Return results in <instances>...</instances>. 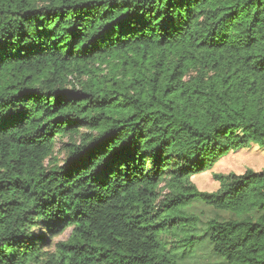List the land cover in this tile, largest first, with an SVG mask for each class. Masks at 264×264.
<instances>
[{"label": "trees", "instance_id": "1", "mask_svg": "<svg viewBox=\"0 0 264 264\" xmlns=\"http://www.w3.org/2000/svg\"><path fill=\"white\" fill-rule=\"evenodd\" d=\"M252 144L264 0H0V264H179L196 200L231 214L215 254L264 264V169L190 179Z\"/></svg>", "mask_w": 264, "mask_h": 264}, {"label": "rangeland", "instance_id": "2", "mask_svg": "<svg viewBox=\"0 0 264 264\" xmlns=\"http://www.w3.org/2000/svg\"><path fill=\"white\" fill-rule=\"evenodd\" d=\"M69 88H71L69 86ZM85 130V129H83ZM63 142H67V138L59 139L57 141V149L55 155L60 156L62 160L64 154L59 151ZM214 167V168H213ZM216 172H229L234 171L236 173H242L247 168H253L256 170L264 169V148L260 147L258 144H252L249 147H242L238 149H233L227 152L221 159L208 170L202 173L194 174L190 177L193 182H197L201 188L212 191L216 190L219 185L217 181L213 179V170ZM160 188L163 193L169 192L170 185L167 180L160 183ZM183 211L197 216L199 221L195 224L189 225L183 229H173L164 235V239L168 242L171 247L175 244H180L179 242L183 238H188L191 236H197L198 241L190 247H180L172 251V255L178 261L179 264H226V261L214 253L213 245L209 241V233L207 231L206 223L213 218L220 220L230 218L231 214L227 211L217 210L201 200H196L189 206L183 208ZM71 234V227L66 228V230L52 239V244L67 240ZM54 249L53 246H51Z\"/></svg>", "mask_w": 264, "mask_h": 264}]
</instances>
